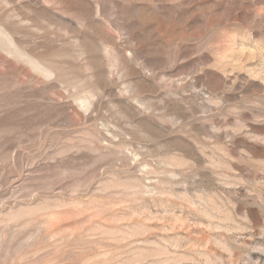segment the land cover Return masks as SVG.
Returning a JSON list of instances; mask_svg holds the SVG:
<instances>
[{
    "label": "rangeland",
    "instance_id": "rangeland-1",
    "mask_svg": "<svg viewBox=\"0 0 264 264\" xmlns=\"http://www.w3.org/2000/svg\"><path fill=\"white\" fill-rule=\"evenodd\" d=\"M0 264H264V0H0Z\"/></svg>",
    "mask_w": 264,
    "mask_h": 264
}]
</instances>
